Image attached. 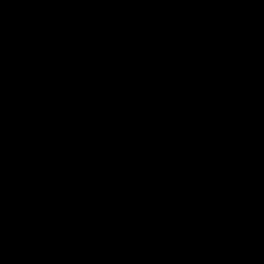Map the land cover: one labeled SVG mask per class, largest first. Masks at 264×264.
I'll return each mask as SVG.
<instances>
[{
    "label": "clouds",
    "instance_id": "1",
    "mask_svg": "<svg viewBox=\"0 0 264 264\" xmlns=\"http://www.w3.org/2000/svg\"><path fill=\"white\" fill-rule=\"evenodd\" d=\"M16 4L39 5L33 11L35 14L22 22L24 27L19 30V36L23 41H36V33L41 32L50 36L44 51L47 59L56 64L57 74L49 82L45 75L36 76L31 68H25L14 81L6 84L0 60V220L4 206H11L18 199L12 189L27 174L52 164L48 159L50 150H59L60 161L66 163L86 156L74 141L76 133L86 124L87 113L71 102L73 89L65 94L61 86L74 84L78 79L73 58L75 64L87 66L92 80L115 74L122 81L116 89V115H144L150 110L151 102L159 101L161 105H174L163 107L167 120L180 108L175 100L177 93L168 86L172 76L163 60L168 46L177 44L182 39L181 33L193 41L197 33L206 37L216 30L221 19L222 31L234 24L245 30L258 24L264 15V0H0V50L5 22ZM225 5L231 9L230 13ZM113 6H118V15L109 24L114 27L115 36L109 34L108 26L96 23L102 12ZM57 51H60L59 59L54 55ZM60 71L63 76L59 75ZM253 103L255 97L249 95L240 99L237 106ZM231 107L229 103L220 111ZM182 110L193 114L187 104ZM262 111L264 105L244 112L231 129L232 133L243 129L242 135L248 139L235 162L227 165V175L222 171L224 164L218 169H209L204 178L208 187L202 191L183 174L173 185L174 195L167 202L168 208L152 212L148 219L149 205L138 203L133 207L126 235L111 231L107 225L99 232L89 231L84 245L89 258L82 264H114L113 253L106 244L110 237L116 238V252L123 258L120 264H171L180 250L199 237L203 240L201 251L192 255L191 264L197 261L208 264L209 260L220 259L206 248L213 239L207 235L209 232L215 234L216 247L238 255L247 251L251 256L253 252L248 249L264 242ZM172 121L177 123L176 132L179 131L181 121L175 117ZM252 121L258 123L249 127ZM169 134L171 130L159 132L160 136ZM5 136L10 137L7 143ZM29 144L35 145V151ZM100 148L93 140L92 151ZM37 160L39 165L34 169L33 163ZM87 203L94 212L88 220L96 222L102 218L109 201L97 197ZM57 223V235L51 241H36L33 250L22 260L16 255L20 242L5 245L0 223V264H70L73 250L63 243ZM38 228L43 232L48 225L40 224ZM75 258L79 260L80 254Z\"/></svg>",
    "mask_w": 264,
    "mask_h": 264
},
{
    "label": "trees",
    "instance_id": "2",
    "mask_svg": "<svg viewBox=\"0 0 264 264\" xmlns=\"http://www.w3.org/2000/svg\"><path fill=\"white\" fill-rule=\"evenodd\" d=\"M38 7V4L12 6V11L5 22L0 50L4 77L25 68H31L34 73L39 72L36 76L45 75L49 82L57 74V70L46 67L49 59L44 49L51 37L41 32L36 33L38 37L36 41H23L19 36V30L24 27L22 22L28 16L34 15L33 11ZM84 7L87 8L88 5ZM117 7L105 9L101 19L96 22L97 25L103 23L108 26L109 34L113 36L116 35L115 29L109 21L118 15ZM236 26L239 25L233 27ZM223 27L221 19L215 31L206 37L197 33L195 41L181 33L182 39L177 44L168 46L163 60L172 76V82L168 86L177 93L175 100L180 105L177 109L178 119L181 121V127L188 132L183 133L191 139L190 143L184 144V148H189L191 152L180 151L213 158L216 154L222 153L221 159L232 163L237 153L245 147L248 138H240L238 142L229 145L226 138L222 141L218 139L220 142L217 143L216 137L222 130H231L235 127L241 114L264 105L262 52L264 42L260 37L261 33L264 34V15L260 22L250 29L243 30L240 26L242 33L233 31V27L222 31ZM32 31L35 32L34 29ZM237 36L240 39H237ZM71 55L70 51V57ZM72 63L78 72L76 83L85 96L83 100L92 110L97 133L104 146H138L149 143L158 138L161 129L174 133L177 123L172 121L173 114L165 120L163 113V107L170 105H161L159 101H154L150 103V110L144 115L120 117L114 112V105L118 98L116 89L122 81L115 74L110 78L101 75L100 79L92 80L89 78L86 65L75 64L74 58ZM249 95L255 97V103L237 106L240 99ZM71 102L78 109L83 110L85 107L83 106L85 102L80 100V97L75 101L74 97H71ZM229 103H232L229 110L220 111ZM185 104L191 107L192 115L182 110ZM261 117H264V111L261 112ZM256 123L258 122L252 121L248 126ZM4 140L7 143L10 137L5 136ZM181 140L182 136L177 140V145L181 144ZM27 146H31L35 151V145ZM60 158L59 150H50L48 159L51 162ZM38 165L39 161H34L33 168H37ZM183 174H187L189 181H195L202 191L207 189L205 177L174 168L128 167L97 175L76 177L45 194L21 216L8 221L3 226L4 243L6 245L11 241L20 242L21 247L16 255L22 260L33 250L36 241H51L57 235L59 222L61 229L59 234L64 237L63 243L73 250L70 264H82L83 260L89 258L88 253L84 252L85 237L89 231L99 232L107 225L111 231L121 236L126 235L131 226L133 207L138 203L149 205L148 219L151 218L152 212L168 208L167 202L174 195L173 185L182 179ZM97 197L108 200L109 203L104 206L102 218L90 222L88 217L94 215V212L87 201ZM44 223L48 228L41 232L38 225ZM101 234L109 237L106 232ZM207 235L213 239L206 248L213 257H220L217 260H209L208 264H264V242L248 249L253 252L251 256L247 251L238 255L234 252H225L222 247H216L213 232ZM115 239L107 238L106 244L113 253L114 264H120L123 258L116 252ZM204 239H207V236ZM202 243L203 240L196 237L192 243L178 252L171 264H191L192 255L201 251ZM77 254H80L79 260L75 258ZM225 256L227 258H224ZM197 264L200 262L197 261Z\"/></svg>",
    "mask_w": 264,
    "mask_h": 264
},
{
    "label": "water",
    "instance_id": "3",
    "mask_svg": "<svg viewBox=\"0 0 264 264\" xmlns=\"http://www.w3.org/2000/svg\"><path fill=\"white\" fill-rule=\"evenodd\" d=\"M84 145L86 156L71 163L60 161L51 162L37 169L35 173L27 174L12 191L18 199L11 206L5 205L2 210L3 226L23 212L45 194L57 189L76 177L97 175L109 170H119L128 167H162L174 168L195 175L206 177L209 169H218L221 164L225 175L229 162L217 160L210 156H200L186 153L175 148L145 143L138 146H104L99 139L100 149L92 151L83 134L77 133ZM36 177H39L37 180Z\"/></svg>",
    "mask_w": 264,
    "mask_h": 264
},
{
    "label": "rangeland",
    "instance_id": "4",
    "mask_svg": "<svg viewBox=\"0 0 264 264\" xmlns=\"http://www.w3.org/2000/svg\"><path fill=\"white\" fill-rule=\"evenodd\" d=\"M54 55L57 59L60 58L58 56V51ZM46 67H48L49 69H55L56 70V64L52 60H49ZM60 72H62V71H60ZM34 74L37 75V74H39V72H36ZM59 75L63 76V72H62V74L59 73ZM61 86L64 88L65 94H69L70 88L73 89L74 95H71V97H74V101L78 100V98L80 97V100L86 102L85 100H83V98H85V96H84L83 92L79 89V86L77 85L76 82L74 84H71V85L62 84ZM86 104H88V103L86 102ZM83 106H84V103H83ZM179 136H182V140H181V144L177 145V143H176L177 137H179ZM232 140H228V141H231V143H228L229 145L237 142L235 140L234 141H232ZM190 142H191V139L186 134H184L183 132H177V133L174 132V133H171L169 135L159 137L154 141H150L149 143L154 144V145H162V146H166V147H171V148H175L177 150L190 151L189 148H184V144H188ZM229 145H228V147H229ZM60 156H61L60 159H62V153L61 152H60Z\"/></svg>",
    "mask_w": 264,
    "mask_h": 264
},
{
    "label": "built area",
    "instance_id": "5",
    "mask_svg": "<svg viewBox=\"0 0 264 264\" xmlns=\"http://www.w3.org/2000/svg\"><path fill=\"white\" fill-rule=\"evenodd\" d=\"M58 56L60 57V51H58ZM21 71H19V72H17V73H15V74H12L11 76H9V77H4L3 76V79H4V82L7 84L9 81H14L15 80V78L17 77V75L20 73ZM84 112H86L87 113V119H86V121H88V122H90L91 123V126L95 129V132H96V134L98 135V133H97V129H96V125H95V117H94V115H93V113H92V110H91V108L89 107V105L88 104H86V102L84 103ZM174 105H170V107H173ZM173 114V118L175 117V118H177L178 119V114H177V111L176 112H174V113H172ZM177 129V128H176ZM176 129H175V131L174 132H176ZM187 132V130L186 129H184L183 127H180V130L179 131H177V132ZM79 133H81V132H79ZM188 133V132H187ZM77 134V133H76ZM77 137L76 138H78L79 140L81 139L80 138V136H78V135H76ZM163 136H165V135H159L158 136V138L159 137H163ZM98 137V136H97ZM177 140H180V136L179 137H177ZM82 141V140H81ZM227 148H228V146H227ZM227 148H225V149H227ZM224 149V150H225ZM217 156H220L221 158H222V153H218V154H216V156L214 157V158H216ZM221 160V159H220ZM235 160H236V158L234 159V162H235Z\"/></svg>",
    "mask_w": 264,
    "mask_h": 264
},
{
    "label": "crops",
    "instance_id": "6",
    "mask_svg": "<svg viewBox=\"0 0 264 264\" xmlns=\"http://www.w3.org/2000/svg\"><path fill=\"white\" fill-rule=\"evenodd\" d=\"M226 8V11L227 12H231V9L229 8V7H225ZM234 25H237V24H234ZM237 27V28H236ZM236 27H233L232 29H233V31L235 30L237 33H242V31H241V29H240V25L239 26H236ZM237 33H236V35H237ZM260 37H261V39H262V41L264 42V34H262L261 33V35H260ZM237 39H240L238 36H237ZM263 44V46H264V43H262ZM262 52L264 53V51L262 50ZM242 133H243V129H241L239 132H237V133H232L231 132V130H229V129H224V130H222L221 132H220V134L216 137V142L218 143V142H220V140L222 141L224 138H226V140L228 141V140H232V141H237L238 142V140L240 139V138H245L243 135H242ZM221 137V138H220ZM218 139H220V140H218ZM228 143H231V141H228ZM219 144H221V143H219Z\"/></svg>",
    "mask_w": 264,
    "mask_h": 264
},
{
    "label": "bare ground",
    "instance_id": "7",
    "mask_svg": "<svg viewBox=\"0 0 264 264\" xmlns=\"http://www.w3.org/2000/svg\"><path fill=\"white\" fill-rule=\"evenodd\" d=\"M80 132H81L80 134H83L85 136L86 142H88L91 148H92L93 140H95L99 144L95 129L91 126L90 122L86 121V124L82 125ZM74 142H78V147H80L84 151V145L81 139L79 140L78 138H76V141Z\"/></svg>",
    "mask_w": 264,
    "mask_h": 264
}]
</instances>
